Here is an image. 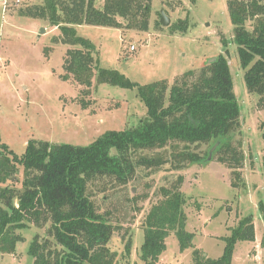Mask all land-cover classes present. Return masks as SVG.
Here are the masks:
<instances>
[{"label":"rangeland","instance_id":"374dc122","mask_svg":"<svg viewBox=\"0 0 264 264\" xmlns=\"http://www.w3.org/2000/svg\"><path fill=\"white\" fill-rule=\"evenodd\" d=\"M42 2L0 0V143L22 155L33 139L88 145L108 130L138 125L148 110L137 86L100 83L97 76L89 87L79 83L65 66L67 51L78 45L63 42L60 28L49 20L18 15L20 7ZM103 3L97 0L99 6ZM161 11L170 16L169 25L161 23ZM125 24L121 28L88 24L76 28L95 45L94 55L101 67L115 68L138 84L167 79L170 86L188 70L198 72L227 50L241 108V128L233 141L242 148L245 159L237 177L214 154L218 146L209 158L215 145L209 142L194 148L201 155L209 154L189 168L169 163L137 165L124 185H93V200L101 212L108 213L115 228L111 249L124 261L126 242L131 239L127 259L130 264H146L140 256L145 217L162 198V188L178 186L187 202L186 229L194 232L196 247L209 257L220 256L231 227L250 215L256 239L237 242L232 264H264V104L247 89L227 0H153L147 30ZM177 24L185 30L175 28ZM251 24L249 20L248 26ZM179 175H183L180 184ZM46 229L31 225L19 231L24 240L14 252L0 251V264H35L28 253L30 242L36 234L44 237ZM166 243L158 264H194L193 249L182 251L175 232Z\"/></svg>","mask_w":264,"mask_h":264},{"label":"trees","instance_id":"16d2710c","mask_svg":"<svg viewBox=\"0 0 264 264\" xmlns=\"http://www.w3.org/2000/svg\"><path fill=\"white\" fill-rule=\"evenodd\" d=\"M42 1L20 7L18 15L49 20L60 28L63 42L78 45L67 51L70 75L87 87L95 76L100 83L137 86L147 117L133 128L108 130L88 145L33 139L18 155L0 143V251L14 252L24 240L19 231L35 225L47 227L44 237L36 234L30 242L28 253L35 264H130L132 241L126 242L124 261L118 260L119 254L109 245L114 225L93 200L92 187L98 182L102 188L124 185L137 165L189 168L209 154L201 155L194 148L209 142L218 143L214 154L239 177L237 169L245 155L233 136L241 128V108L227 50L198 72L188 70L170 86L167 79L138 84L115 68L101 67L95 45L77 33L76 25L121 28L125 21L129 28L147 30L153 0H104L102 6L97 0ZM227 7L247 89L264 104V0H227ZM182 181L179 175V184ZM162 191L145 217L140 256L146 264L159 263L167 249L166 238L174 232L182 251L193 249L194 264H232L237 242L256 239L254 219L248 215L224 237L223 253L208 257L194 245V232L186 229L184 193L178 186Z\"/></svg>","mask_w":264,"mask_h":264},{"label":"water","instance_id":"95a60500","mask_svg":"<svg viewBox=\"0 0 264 264\" xmlns=\"http://www.w3.org/2000/svg\"><path fill=\"white\" fill-rule=\"evenodd\" d=\"M170 20H171V19H170V16H166L165 12H164V11H161V23H162L163 25H169ZM42 31H44V27H42ZM217 144H218V143H216V144L214 145V147L211 149L210 154H209V158L212 157L213 150L217 147ZM204 254H205V253H204Z\"/></svg>","mask_w":264,"mask_h":264},{"label":"crops","instance_id":"0c3cea01","mask_svg":"<svg viewBox=\"0 0 264 264\" xmlns=\"http://www.w3.org/2000/svg\"><path fill=\"white\" fill-rule=\"evenodd\" d=\"M207 255V254H206ZM208 256V255H207ZM209 257V256H208ZM214 257H218V256H214Z\"/></svg>","mask_w":264,"mask_h":264},{"label":"built area","instance_id":"2783aa9c","mask_svg":"<svg viewBox=\"0 0 264 264\" xmlns=\"http://www.w3.org/2000/svg\"><path fill=\"white\" fill-rule=\"evenodd\" d=\"M6 1V0H5Z\"/></svg>","mask_w":264,"mask_h":264}]
</instances>
